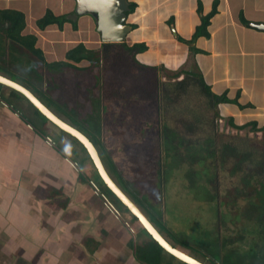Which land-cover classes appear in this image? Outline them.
I'll list each match as a JSON object with an SVG mask.
<instances>
[{"label":"rangeland","instance_id":"374dc122","mask_svg":"<svg viewBox=\"0 0 264 264\" xmlns=\"http://www.w3.org/2000/svg\"><path fill=\"white\" fill-rule=\"evenodd\" d=\"M12 46L15 45L10 43L4 45L0 40L1 55L9 54ZM16 53L29 74L22 70L21 64H17L11 67L4 66L11 69V74L7 76L15 81L13 79H19L16 75L18 77L26 75L31 79H25L38 81V85L42 84V94L55 101L54 106L37 94V91L33 93L47 109L70 125L77 127L72 123V120L67 119V114L70 118L83 122L89 118L99 120L98 116L100 115L98 114H103V109L107 105L109 106L106 112V121L102 124V139L107 140L108 154L117 161L116 167L121 173L118 174L114 167L109 165L103 151L96 146L101 157L103 156L106 170L121 189H126L125 191L128 193L131 190L135 192L139 195L140 200L146 201L147 209L162 218L165 225L162 227H165L171 237L166 236L165 229L162 230L159 225L153 224V226L169 243L187 252L195 259L198 258L204 264L209 263L200 256L205 252L199 246L202 247V243L206 239L215 242L213 246L210 245L213 253H218L221 261L227 259V264H264V155H262L263 162H260L259 157L261 153H264V131H252L248 128L236 130L230 127L224 119L226 116H220L218 107L215 108L212 105V99L205 95L195 82L188 83L187 92L181 93L177 101H174L176 100L175 95L170 101H167L166 98L167 109L159 97L158 86L160 82H164L168 86L167 88L173 91L175 84L173 81L177 79L168 78L171 71L162 68L141 69L142 73L139 72L138 79L134 74L125 71L124 68H112L110 78L115 79L113 84L118 90L119 97L122 91L120 88L123 87L122 98L111 100V103L107 102L108 104L100 103L99 106L97 103L93 106L100 94L106 92H100L99 87H96L103 81L101 77L103 68L100 65L101 61L98 63L97 58H92L96 64L86 63L83 66L85 69L82 71L68 69L65 73L57 75L46 71L39 61L20 52L19 49ZM27 56L28 61L24 59ZM98 73L99 78L95 76ZM21 79L24 80V78H20L16 81L26 86L27 84ZM2 88L1 86V96L7 91L6 88ZM148 94L151 96L147 97ZM74 98H78L79 104L74 103ZM85 98L88 100V106L83 107L80 103ZM17 102L23 106L22 110L27 112L28 108L24 99L19 98ZM0 105L3 104L0 103ZM2 117L4 115L0 113V122ZM35 124L37 125V122ZM50 125L49 123L44 124L38 129L46 132L44 128L47 127L50 136L58 141L57 134L60 130L52 124L51 126L58 130L53 128L55 129L53 131L50 129L51 127L48 128ZM188 126H195V130L191 127V131H187ZM110 127L107 134L106 129ZM165 127L168 130L177 131L178 142L179 134L185 137L184 146L180 148L182 154L179 161L176 162V166L173 160H167L163 148L162 133L170 132L164 130ZM173 137L175 135L169 136V140L175 142L176 139H171ZM65 139L67 142H63V145L67 151L82 164L80 169L76 167L78 179L81 174L86 178L85 182L79 180L81 186H84V189L88 191L92 187L98 188L106 195V200L109 198L110 210L114 209L120 214L114 205V202L116 204L117 201L103 187L93 166L90 165L91 163L84 159L86 157L84 152L79 154L75 142L72 141L71 145L70 138L67 136ZM110 145L111 149H109ZM201 145L204 149L201 148ZM224 147L239 152L240 155L250 154V159H257V161L254 164L250 163L249 167L262 166V171L259 172L256 168L241 171L244 162L247 164V160L241 161V156L240 159H236L238 155L225 152ZM208 149L214 150L210 156ZM154 158L157 162H161V160L164 162L161 163L165 172L164 176V172L161 173L164 185L155 186L156 188L154 183L157 180L154 173L157 168H154ZM230 159L233 160L234 167L230 166ZM175 167L177 168L174 169ZM22 183L28 184L23 178L17 182V185H15L16 183L14 185L21 187ZM64 193L67 195V191ZM56 199L58 201L51 200L50 202L61 204L65 202L64 196ZM83 200H85L84 203H88V208L96 204L98 206L99 203L93 192L90 195H85ZM49 205L52 207L51 203ZM138 206L141 208L142 214L149 217L148 210L140 204ZM83 213L82 211L77 217ZM113 213L118 218V215ZM52 214L53 212L48 211L47 217L49 218ZM123 217L118 218L123 226L117 224L116 233L113 232L114 235H111L110 243L114 245L123 246L121 242L137 241L140 238L141 228L138 223L134 222L125 211L126 221L131 224V227H128L126 224L124 225L125 217ZM259 221L262 224H259ZM56 226V224L52 225L54 229ZM85 226L86 224L83 223L79 229H85ZM7 233L5 234L4 225H0V264H81L83 261L82 254L73 245L67 243L65 238H61L60 233L58 234L60 235L59 241L54 244L58 245L64 254L60 250L53 254V251L45 247L43 235L41 241L44 244H37L38 248H36L32 237L25 236L27 239L22 238L20 241L8 240L10 233ZM39 233H42V229ZM43 233H48V231H43ZM58 235L56 239H58ZM77 237L75 236V238ZM173 237L200 250V255L196 252H189L184 245L177 244ZM69 245L72 246L70 257L66 255ZM220 246L224 247L227 252ZM109 250L112 249L109 248ZM128 254L131 252L128 251ZM112 261L115 260L112 259ZM108 262H111V259L110 261L103 260L102 264Z\"/></svg>","mask_w":264,"mask_h":264},{"label":"crops","instance_id":"0c3cea01","mask_svg":"<svg viewBox=\"0 0 264 264\" xmlns=\"http://www.w3.org/2000/svg\"><path fill=\"white\" fill-rule=\"evenodd\" d=\"M129 1L135 4V8L127 14L126 22L136 26L127 33L125 42L144 41L148 46L147 50L137 54L139 61L166 71L188 69L199 73L213 93H224L229 99L236 97V102L243 106L239 108L234 103L220 102L217 105L220 116L231 117L235 124L249 120L256 121L257 126L264 123V30L250 25L264 23V0ZM74 8L75 0H0V10H6L5 14L13 10L21 15L24 26L20 34L35 36L34 47L41 50L46 61L66 60V52L79 43L91 50L93 56L99 57L98 49L103 42L96 31L94 19L90 15H81L75 20L68 18L73 15ZM47 10L55 16H64L60 28L55 22L43 28L36 25V20ZM211 11L206 26L209 35L198 36L194 45L199 51L191 53L188 44L180 39L189 40ZM1 17L4 18L3 13ZM73 22L76 27H73ZM6 25L9 22L6 20L2 24L1 20L0 30ZM2 40L4 44L8 43L6 38ZM17 50L12 46L9 54L1 55L0 52V56L3 59H19ZM24 59L29 60L28 56ZM86 63L89 61L83 59L77 65L83 67ZM184 75L181 73L176 79H183ZM6 95L7 91L0 96L6 98ZM2 104L0 225H4L5 234L10 233L8 240L20 241L27 239L25 236L32 237L38 248L43 235L45 244H42L55 254L61 248L54 243L62 235L61 238L82 254L81 264H102L103 260L110 259L107 264H138L129 249L130 240L121 242L123 246L110 243L117 224L123 225L113 213L117 212L110 210L109 198L106 200L102 191L94 187L88 191L81 186L77 166L68 158L70 152L63 145L67 136L61 137L60 131L51 125L48 128L58 131V141L50 136L47 127L44 128L46 132L36 133ZM247 104L251 106H245ZM55 142L61 148L59 151ZM23 178L28 184L15 187ZM92 192L99 203L88 208V203L82 199ZM61 196L65 197V205L56 203L59 207L52 208L49 203L53 205V202L50 201H57L56 198ZM114 205L125 217V210L115 202ZM80 210L84 213L77 217L82 213ZM48 211L53 212L49 216L51 219L47 217ZM124 219V225L131 227L126 217ZM83 223L86 224L85 229H79ZM54 224L57 225L55 229L52 227ZM40 229L42 233H39ZM46 230L48 233H43ZM139 235L137 241L143 238L140 231ZM71 245L66 252L68 257Z\"/></svg>","mask_w":264,"mask_h":264},{"label":"trees","instance_id":"16d2710c","mask_svg":"<svg viewBox=\"0 0 264 264\" xmlns=\"http://www.w3.org/2000/svg\"><path fill=\"white\" fill-rule=\"evenodd\" d=\"M134 8H135V4L134 3H130V10L127 12V14L129 12H132L134 10ZM5 12H6V10H0V22L2 20V24H3L7 20L9 22V25H6L2 30H0L1 35H2V37H0V40H2L3 37L6 38L8 40L7 42L10 43V44L15 45L19 49L20 52H23L25 54H29L28 56H32L33 59H36L37 61H39L40 64L45 68L46 71H48V72H50L52 74H57V75L65 73V71H67L68 69H74V70L82 71L85 68L78 66L77 63L80 62L83 59H86L87 61H89V63L91 65L96 64L95 62H93L92 58L93 57L97 58V57L93 56L92 55V51L87 49V48H85L82 43H79L78 45H76L75 47L69 49L66 52V60L46 61L44 59V57H43V54H42L41 50L36 48V47H34L35 36L32 35V34H28V35L20 34L22 26H24L21 15H19L18 13H16L13 10L9 11L8 14H5ZM212 12L213 11H211L208 14V16H206L204 19H202V24L196 29V31L193 33V35L191 36V38L189 40H185L183 38L180 39V41L185 42L186 44H188L189 51L191 53H196V52L199 51V49L197 47H195V45H194L195 39L198 36H200V35H206V36L209 35V33L206 31V26H207L208 18L210 17ZM1 13H3V17H4L3 19L1 17ZM11 17H15V18H13V20L9 21V19ZM64 20H65V18H64L63 15L55 16L49 10H47L39 19L36 20V25L39 28H43L47 24L55 22V23H57V26L60 28L61 24H62V22ZM244 23H246V22H244ZM248 23L249 22H247L246 24H248ZM131 25H132V28H135V26H136L134 24H131ZM73 27H76V23L75 22H73ZM4 43L5 42H3V44ZM147 49H148V46H147V44L144 41L134 42L132 44H128L125 41L124 42H103V43H101V46L98 49L99 57L97 58V60H98V63H100V61H101L100 65L103 68L101 77H102L103 81H102V83H100L96 87H99L100 92H102V91H106V92L105 93L103 92V94H100L98 100L96 101V103L93 104V106L97 105V103H98L99 106H100V103L108 104L107 102L111 103V100L115 101V100L120 99V97L122 98V93L124 92L123 91V87L120 88V90H122V91H121V94H120V97H119V94L117 92L118 90L115 88V86H114L115 84H113L115 79L110 78V74H111L112 68L113 69L124 68L125 71L134 74L136 79H138L140 77L139 76V72L142 73L141 69L142 70L143 69H146V70L147 69H155V70L157 69L156 66L146 65L143 62L139 61V59L137 58V54L142 53V52H144ZM21 62L22 61L20 60V58L19 59L16 58L14 60L6 58L3 61L0 60V74H2L3 76H5L6 78H9L11 80L12 78L7 76L8 74L9 75L11 74V72H10L11 69L8 68V67H4V66L11 67V66L17 65V64H21L22 65V70L25 71V73L29 74L24 69L23 63H21ZM181 73L185 74L184 78L180 79V80L173 81V82H175V84L173 86L174 87L173 91H171L169 88H167L168 86L166 84H164V82H160V85H159L160 87L158 86L159 97L161 98V100H162L164 106H166V108L168 107V102L167 101L168 100L170 101V99L174 95L176 97L175 98L176 100H174V101H177L178 97H180L181 93L185 94L187 92L188 83L191 84V82H195V84H197L200 87V89L204 92V94L209 96L212 99L211 103H212V105L215 108L217 107L218 103H220V102L234 103L239 108L243 107L242 105H240V104H238L236 102V97L233 98V99H229V98H227L225 96L224 93L219 94V95L213 93L210 90V87L204 82L202 76L199 73H195L194 71H191V70H188V69H181V70L171 71V73L168 76V78L176 79L177 77H179V75ZM95 76L98 77V78L100 77L99 73L96 74ZM16 77L19 78V79L20 78H24V80H22V79L21 80L23 82H25L27 85L25 86V85H22V84L18 83L16 80H19V79H13V80H15L14 82L22 85L24 88L29 90L33 95H35V93H33V92L37 91V94H40L49 104L54 106L55 101H53L49 96H45V95L42 94V92H41V85L42 84L38 85V81L29 80V79H31V77L26 76V75H23V76L21 75L19 77L16 75ZM25 78H29V79H25ZM42 79H43V77H42ZM97 79H96V81H97ZM0 87H1V85H0ZM150 96L151 95L148 94L147 97H150ZM0 98H1V96H0ZM19 98L22 99V97L19 94H17L14 91H11V90L7 89L6 98L2 97L0 99V101H2V103H4L7 107H12L17 112V114L19 115L20 119L23 120L28 125H30L32 128H34L35 131H37L38 133H42V132H40L41 129H38V127L44 125L45 123H47V121L34 108H32L27 103L26 100H24V101L26 102V107L28 108V110H27V112H25V110H22L23 106L20 105L17 102L19 100ZM166 98H167V101H166ZM73 101H74L75 104H79L78 98H74ZM165 102H166V104H165ZM80 104L83 107L84 106H88V100L85 98V100H82ZM245 106H251V105L247 104ZM108 108H109V106L107 105V107H105L103 109V114H98L100 116L97 115L99 120L90 119L89 118V119H87V121L83 122L81 120L78 121L76 119L70 118L68 114H67V117H68L67 119L68 120H72V123L76 124V126H77L75 128L77 130H79L81 133H83L88 139H90L95 147L98 146L99 149H101L103 151V154L108 159L109 165L113 166L115 171L118 174H120L121 172L116 167L117 166V161L112 159L109 156V154H108V150H107V147H106L107 140L102 139L103 131H101V129H102L103 122L106 121V112H107ZM216 113L218 114V111H216ZM35 122H37V125L35 124ZM100 122H101V127H100ZM163 122H164V119H163ZM163 122H162V124H163ZM226 122H227V124L230 127L234 128L236 130H241V129H244L245 127H248V129L252 130V131H264V123L261 126H257V122L254 121V120H249V121L244 122L242 124H235L231 117H226ZM163 125H165V124H163ZM166 127H169V126H166ZM166 127L164 128V130L170 131L169 132L170 134L168 132H163L162 133V137H163V141L162 142H163V145H164L163 148L165 150V154L167 156V160H169V159L173 160V163L176 166L177 165L176 162L179 161V157L182 154L181 151H180V148L184 146L183 140H185V137L179 134V142H178V140H177V137H178L177 131L168 130ZM191 127H192V129L195 128V126H188L187 131L190 132L191 131ZM108 129H111V127L106 129L107 130V134H108ZM59 134H60L61 137H62V135L63 136H68L70 138V140H71V144H72V141L75 142L76 146H78L80 148L81 152L82 153L83 152L86 153L85 149L74 138H72L71 136L63 133L62 131H60ZM171 135H175V137H173L171 139H173V140L176 139V140H174L176 143L173 142L172 140H169V136H171ZM57 138H59V137L57 136ZM67 145H70V143H67ZM55 147H56V149L58 151L61 149L59 144H57V143H56ZM202 147H203V145H201V148ZM96 149H97V147H96ZM109 149H111V145H110ZM202 149H204V148H202ZM97 151H98V149H97ZM178 151H179V153H178ZM213 151L214 150H212V149H208V155L210 156V154ZM225 152H227V153L232 152L233 155H238V156H236V159H240V156H241V159H242L241 161H243V162L247 160V164L244 162L243 168H242L243 170H241V171H244V170L249 171V170H251V168H256L257 171L261 172L262 169H263L262 166H258V165H257V167L256 166L255 167H253V166L249 167L250 163L254 164L257 161V159L256 160L250 159V154L240 155L239 152H234V150L233 151L229 150L227 147L225 148ZM98 153H99V151H98ZM168 154H170L171 156H169ZM99 155H100V153H99ZM262 155H264V153H261L259 155L260 162H263ZM85 156H86L85 159L90 161L88 155L86 154ZM100 157H101V155H100ZM194 157H197V156H194ZM101 159L103 161V156L101 157ZM155 160L156 159L154 158V160H153L154 161V168H157V170L154 173V175H155V179L157 180V182L154 183V187L155 186L161 187V186L164 185L163 182H162L163 179H162V176H161V173L164 172L163 171L164 168H163V165H162V163H164V162H162V160H161V162H162L161 163V162H157V160L156 161ZM171 160H170V163H171ZM233 163H234L233 160H231L230 161V166L231 167H234ZM81 165L82 164L79 163V167L80 168H81ZM212 165L214 166V164H212ZM176 168L177 167H175L174 169H176ZM164 175H165V172L163 173V176ZM98 179H99V177H98ZM79 180L81 182H85L86 178L81 174L80 177H79ZM103 187L106 190H108L104 185H103ZM119 188L121 189V187H119ZM121 190L128 196V199L137 208L139 207L138 204L142 205L146 209L148 208V206L145 204L146 201L140 200L138 198L139 195L135 194V192H133L131 190L128 193L127 191H125L126 189L125 190L121 189ZM109 193L112 194L110 191H109ZM112 196L117 201L116 204L120 208L124 209L122 207V205L119 203V201L116 199V197L113 194H112ZM64 205L65 204L63 203V205H61V206H64ZM52 207L57 208V207H59V204L57 206H56V204H53ZM138 209L141 210L140 207ZM147 210L149 212V217L148 216L147 217L145 216V217L149 220V222L152 225L156 224V225H159L160 227L165 226L163 221H162V218L160 216H156L149 209H147ZM132 220L135 222L134 218H132ZM259 224H262V223L259 221ZM161 229L164 230L165 227L164 228L162 227ZM140 232H141V234L143 236L142 240L135 241V242L133 240H130V242H129V249H131L133 251L134 258H135V260L137 261L138 264H182V263L176 261L174 258L169 256L168 254H166L150 237L145 235L143 230H141ZM164 232L166 233L165 234L166 236L171 237L167 233L168 231L166 229L164 230ZM173 239L180 246L184 245L185 249H187L189 252H196L198 254L200 253V250L195 249V247L189 245L185 241H183V240L180 241L177 237H173ZM213 243H215V242L210 240V239H206L202 243V247L199 246V248H201L205 252V254H201V255L199 254V255L204 257L205 258L204 260L208 261L209 264H218V263L227 264V259H223V261H221L222 259H221L220 255L218 256V253H213V250L210 247V245L213 246ZM173 247H175V246H173ZM220 247H222V246H220ZM175 248L177 250L187 254V252L182 251V250L178 249L177 247H175ZM222 248L224 249V247H222ZM224 251L227 252L225 249H224ZM187 255H189V254H187ZM189 256H191V255H189ZM196 260H198V258ZM198 261H200V260H198Z\"/></svg>","mask_w":264,"mask_h":264},{"label":"water","instance_id":"95a60500","mask_svg":"<svg viewBox=\"0 0 264 264\" xmlns=\"http://www.w3.org/2000/svg\"><path fill=\"white\" fill-rule=\"evenodd\" d=\"M129 10V0H75L73 15L68 18L75 20L81 15H90L95 21L96 31L99 33L102 42H124L126 41L127 33L132 28L131 24L126 22ZM250 25L259 30H264V23H251ZM0 85L19 94L47 122L74 138L85 149L102 184L116 197L124 210L134 218L145 235L150 237L166 254L182 264H203L173 247L128 199V196L110 177L96 147L90 139L74 126L47 109L35 95L22 85L2 75H0ZM25 125L30 127L26 123ZM117 215L121 219V215Z\"/></svg>","mask_w":264,"mask_h":264},{"label":"flooded vegetation","instance_id":"af4514ba","mask_svg":"<svg viewBox=\"0 0 264 264\" xmlns=\"http://www.w3.org/2000/svg\"><path fill=\"white\" fill-rule=\"evenodd\" d=\"M0 60H5V59H3L2 57H0ZM0 75H2V74H0ZM3 76V75H2ZM3 87V86H2ZM3 88H5V87H3ZM9 109H10V111L16 116V117H18L19 118V115L17 114V112L12 108V107H8ZM54 113V112H53ZM55 114V113H54ZM20 119V118H19ZM24 122V121H23ZM49 122H47V123H45L46 125L48 124ZM27 124V123H26ZM49 124H51V123H49ZM52 125V124H51ZM30 126V125H29ZM30 128L34 131V132H36L37 133V131H35L34 130V128H32L31 126H30ZM56 148V147H55ZM78 148V153H82L81 152V150H80V148L79 147H77ZM75 150V149H74ZM86 152V151H85ZM85 155L87 154V153H84ZM68 158L73 162V164H74V166L76 165L79 169H80V167H79V162L80 161H77V160H75V156L74 155H72L71 153L70 154H68ZM83 156V155H82ZM83 158V157H82ZM89 161V160H88ZM90 163H91V161H89ZM92 165V164H91ZM94 170V169H93ZM95 172V171H94ZM52 196H53V194H52ZM57 201H58V199H56ZM53 201V200H52ZM53 204H56V203H54L53 202ZM56 205H58V204H56ZM52 208H54V207H52ZM87 245L89 246V243H87Z\"/></svg>","mask_w":264,"mask_h":264},{"label":"clouds","instance_id":"9594fccd","mask_svg":"<svg viewBox=\"0 0 264 264\" xmlns=\"http://www.w3.org/2000/svg\"><path fill=\"white\" fill-rule=\"evenodd\" d=\"M24 99V98H23ZM25 100V99H24Z\"/></svg>","mask_w":264,"mask_h":264}]
</instances>
